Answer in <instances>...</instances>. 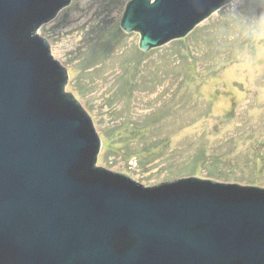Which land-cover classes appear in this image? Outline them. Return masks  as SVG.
Returning a JSON list of instances; mask_svg holds the SVG:
<instances>
[{"label":"water","instance_id":"water-1","mask_svg":"<svg viewBox=\"0 0 264 264\" xmlns=\"http://www.w3.org/2000/svg\"><path fill=\"white\" fill-rule=\"evenodd\" d=\"M234 0H131L148 52ZM71 0H0V264H264V189L150 186L100 165L102 137L39 28Z\"/></svg>","mask_w":264,"mask_h":264},{"label":"rangeland","instance_id":"rangeland-1","mask_svg":"<svg viewBox=\"0 0 264 264\" xmlns=\"http://www.w3.org/2000/svg\"><path fill=\"white\" fill-rule=\"evenodd\" d=\"M130 1L71 0L38 31L103 139L100 165L154 187L213 180V162L230 177L217 183L264 189V0H234L148 52L120 27Z\"/></svg>","mask_w":264,"mask_h":264},{"label":"trees","instance_id":"trees-1","mask_svg":"<svg viewBox=\"0 0 264 264\" xmlns=\"http://www.w3.org/2000/svg\"><path fill=\"white\" fill-rule=\"evenodd\" d=\"M255 2L259 3V2H261V0H255ZM175 42H177V43H181L182 42L183 43L184 41L183 40H180V41L178 40V41H175ZM140 51H142V50H140ZM142 52H144V51H142ZM97 56L98 55H96V57H94L93 59L88 60V63H86L85 65L82 66V70H81L82 71V74H83V72H86V71L92 69L93 67H95L96 65L99 64V61L97 59ZM186 57L188 58L187 55H186ZM150 122H151V124L158 123V119H153ZM117 128L118 127L115 126L114 128L110 129L108 131V134L106 136L107 137L108 136L109 137L112 136V134L117 130ZM205 170L207 171L208 178H210V179L218 180V181H227V180H230V177L228 175H226L224 172H222L219 169H217L216 166H214V163L213 162H210L209 163V166ZM188 173L190 174V172H188ZM189 176H193V174L192 175H189Z\"/></svg>","mask_w":264,"mask_h":264}]
</instances>
